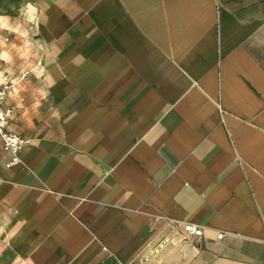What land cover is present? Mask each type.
Listing matches in <instances>:
<instances>
[{
	"label": "crops",
	"instance_id": "obj_1",
	"mask_svg": "<svg viewBox=\"0 0 264 264\" xmlns=\"http://www.w3.org/2000/svg\"><path fill=\"white\" fill-rule=\"evenodd\" d=\"M10 2L0 264H264V0Z\"/></svg>",
	"mask_w": 264,
	"mask_h": 264
},
{
	"label": "built area",
	"instance_id": "obj_2",
	"mask_svg": "<svg viewBox=\"0 0 264 264\" xmlns=\"http://www.w3.org/2000/svg\"><path fill=\"white\" fill-rule=\"evenodd\" d=\"M10 89L11 85L9 83H0V140L2 141L3 150L7 154L6 164L8 166L21 162L22 150L30 141L28 137L23 136L10 127V122L14 115L13 107L7 103ZM171 223L173 229L180 234V240L198 238L204 233L203 227L196 222L173 220ZM223 235V233H220L219 237ZM170 241V236H164L153 247L154 252L159 253Z\"/></svg>",
	"mask_w": 264,
	"mask_h": 264
},
{
	"label": "rangeland",
	"instance_id": "obj_3",
	"mask_svg": "<svg viewBox=\"0 0 264 264\" xmlns=\"http://www.w3.org/2000/svg\"><path fill=\"white\" fill-rule=\"evenodd\" d=\"M10 3V0H0V15L6 16L7 21L11 22L10 27L0 28V54H4L0 55V74H38L35 69L32 70L30 60H26V54L31 48L25 39L26 17L23 15L11 18ZM17 44L19 53L10 55Z\"/></svg>",
	"mask_w": 264,
	"mask_h": 264
},
{
	"label": "clouds",
	"instance_id": "obj_4",
	"mask_svg": "<svg viewBox=\"0 0 264 264\" xmlns=\"http://www.w3.org/2000/svg\"><path fill=\"white\" fill-rule=\"evenodd\" d=\"M13 7H15V6H13ZM25 7H27V6H22V7L20 8V13H21V15H25ZM7 19H8V18H7L6 16H2V15H0V28H6V27H8V24L6 23ZM28 19H29V20H32L33 17L28 16ZM0 55H4V54H0Z\"/></svg>",
	"mask_w": 264,
	"mask_h": 264
}]
</instances>
